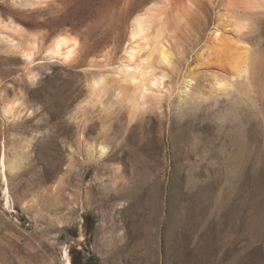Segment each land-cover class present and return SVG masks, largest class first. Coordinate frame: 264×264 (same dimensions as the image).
Listing matches in <instances>:
<instances>
[{"label": "rangeland", "instance_id": "1", "mask_svg": "<svg viewBox=\"0 0 264 264\" xmlns=\"http://www.w3.org/2000/svg\"><path fill=\"white\" fill-rule=\"evenodd\" d=\"M216 4L170 35L161 99L132 116L110 87H87L114 78L117 0H0V99L16 101L7 118L0 102V150L11 161L26 145L4 172L0 264H264V16L239 33L251 85L203 99L198 76L188 99L177 95ZM54 32L78 40L73 60L44 50ZM30 44L31 59L19 52ZM99 145L106 154L91 160Z\"/></svg>", "mask_w": 264, "mask_h": 264}, {"label": "bare ground", "instance_id": "2", "mask_svg": "<svg viewBox=\"0 0 264 264\" xmlns=\"http://www.w3.org/2000/svg\"><path fill=\"white\" fill-rule=\"evenodd\" d=\"M117 1L121 4L119 20L125 33L118 46V51L122 54L112 60V63L116 64L112 71L114 78L107 82V77L97 75L90 78L87 87L91 96L107 93V87H110L112 97L119 104L126 102L128 112L133 116L139 110H149L148 103H152L154 98L161 99V81L165 79L164 72L170 68L172 62L168 44L170 35L178 31L193 15L205 14L207 4L214 8L216 0ZM29 4L38 5L40 0H24V5ZM215 8L217 11L208 21L207 27L204 25L203 33L200 32L201 35L193 39L194 46L198 47L197 51L195 50L190 61L184 62L185 70L180 74L176 85L180 102L191 96L194 80L198 76L209 85L207 96L201 97L203 99L247 88L254 77L251 75L255 69L253 52L239 33L251 23L250 21L264 16V0H217ZM82 17L85 21V13ZM64 34L54 32L44 49L50 57H57L63 63L73 60L79 47L76 38ZM30 45H25L19 50L22 56L29 59L34 49L33 44ZM0 102L3 118L12 115L16 109V101L4 96ZM5 148L3 146L0 150V192L3 206L9 210L11 204L4 172L15 167L19 154L26 145H22L20 150H14L15 157H11V161L8 160ZM106 150L103 145L87 149L91 160L101 159ZM63 263L69 264L66 254L63 255Z\"/></svg>", "mask_w": 264, "mask_h": 264}]
</instances>
